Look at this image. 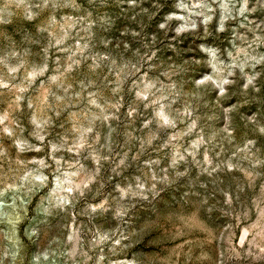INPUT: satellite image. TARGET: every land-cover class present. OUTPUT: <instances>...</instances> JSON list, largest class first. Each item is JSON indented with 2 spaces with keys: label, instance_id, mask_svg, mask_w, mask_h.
Returning a JSON list of instances; mask_svg holds the SVG:
<instances>
[{
  "label": "rangeland",
  "instance_id": "1",
  "mask_svg": "<svg viewBox=\"0 0 264 264\" xmlns=\"http://www.w3.org/2000/svg\"><path fill=\"white\" fill-rule=\"evenodd\" d=\"M0 264H264V0H0Z\"/></svg>",
  "mask_w": 264,
  "mask_h": 264
}]
</instances>
